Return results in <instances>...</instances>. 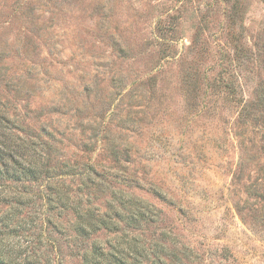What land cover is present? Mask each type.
<instances>
[{
    "label": "rangeland",
    "instance_id": "obj_1",
    "mask_svg": "<svg viewBox=\"0 0 264 264\" xmlns=\"http://www.w3.org/2000/svg\"><path fill=\"white\" fill-rule=\"evenodd\" d=\"M0 150L7 261L264 264V0H0Z\"/></svg>",
    "mask_w": 264,
    "mask_h": 264
},
{
    "label": "trees",
    "instance_id": "obj_2",
    "mask_svg": "<svg viewBox=\"0 0 264 264\" xmlns=\"http://www.w3.org/2000/svg\"><path fill=\"white\" fill-rule=\"evenodd\" d=\"M43 173L44 171L40 158L33 160L26 157L25 155L17 156L16 158H14L13 156L11 157L9 155H6L3 151L0 150V177H9L10 179H13L15 181L24 180L36 182L41 179ZM0 203L5 204L3 201H1ZM63 209L65 210V208ZM70 209L72 210V208ZM77 214L79 218L84 219V210H78ZM112 225L114 224L110 222L109 224L105 223L104 219H102L101 217L96 221L91 231H98L100 228L108 229ZM95 251L96 250H93L90 253L85 254V264H102L101 262H99V257L95 255ZM25 258L28 259L30 257L25 256L22 260L19 259L16 261H7V258L4 257L3 249L0 247V264H21V262H23Z\"/></svg>",
    "mask_w": 264,
    "mask_h": 264
}]
</instances>
